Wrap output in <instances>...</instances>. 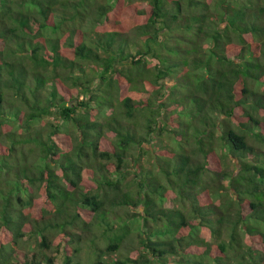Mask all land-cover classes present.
Here are the masks:
<instances>
[{"label":"trees","instance_id":"1","mask_svg":"<svg viewBox=\"0 0 264 264\" xmlns=\"http://www.w3.org/2000/svg\"><path fill=\"white\" fill-rule=\"evenodd\" d=\"M0 44V264H264V0H0Z\"/></svg>","mask_w":264,"mask_h":264},{"label":"rangeland","instance_id":"2","mask_svg":"<svg viewBox=\"0 0 264 264\" xmlns=\"http://www.w3.org/2000/svg\"><path fill=\"white\" fill-rule=\"evenodd\" d=\"M86 28H89V26H92V22L91 21H89V22H87L86 23ZM33 28V29H32ZM29 29L33 32H36L37 30H38V28H37V24H34V26H32V27H29ZM36 38L38 39L39 37L38 36H36ZM1 45V44H0ZM8 46H10L11 48L12 47H15V42L13 41V40H10L9 42H8ZM9 51H11V49L9 50ZM212 60H213V58H212ZM212 60H211V63H212ZM258 87L260 88V89H264V82H261V83H259L258 84ZM78 98H80V96L78 97ZM70 100H74V99H72V98H70ZM47 120H53L54 122H58L59 121V127H61L63 130H67L68 129V124L70 123L69 121H65V120H61V119H57L56 117H45L44 118V120H43V122L42 123H44V122H46ZM137 120L138 121H140L141 119L140 118H138L137 117ZM41 123V120L39 121V124ZM5 127H7L6 125H5ZM61 130V129H60ZM64 133V132H63ZM64 135H65V140L64 141H60V145L63 147V148H68L69 147V144H71V139H72V142H73V138H70V136H71V134H66V133H64ZM104 136H105V144L107 145V146H109V147H112V145H113V142H114V140H115V136H114V134L112 133V132H105L104 133ZM153 142H154V140H153ZM210 161H207V164H208V167L209 168H215V169H219V168H221L222 166H223V161L221 160V158H220V155L217 153V152H215V153H213V154H211L210 156ZM150 160H157V159H150ZM9 162V164H11V165H13L14 166V168H18L19 167V164H17V163H14V162H11V161H8ZM110 166H112V165H110ZM155 166H157L156 164H155ZM232 167L233 166H229V168L232 170ZM136 170H138V168L136 167ZM91 172V171H90ZM155 172H156V170H155ZM157 172L159 173V174H162L163 175V172L161 171V169H159V170H157ZM165 173V172H164ZM132 176V173L130 172L129 174H127V177H131ZM144 177H146V175L144 176ZM81 189L82 190H85L86 188H88V189H92V188H94L96 185H95V183H94V181H93V179H91L90 178V174H89V172L86 174H84V177L81 179ZM223 182L225 183V184H227V182H228V180H227V178H223ZM41 192V191H40ZM167 194H169V192L167 193ZM118 211H122L123 209L121 208V206H118L117 208H116ZM127 213H128V215H130L132 212H135V211H138V212H140V208L138 209L137 207L135 208V207H132V206H129V207H127ZM44 212L45 213H47V211H45L44 210ZM95 222H97L96 220H94ZM128 221V224L130 225V227L132 228V231L130 230V232H129V235L131 236V237H133V239L134 240H136V234L134 233V231H135V229H136V227L141 223V220L139 219V217H134V218H132V219H128L127 220ZM93 225H95V226H99V225H97L96 223H93ZM103 226H105V225H103ZM100 230V229H99ZM92 240V237H90L89 238V241L88 242H90ZM99 245V246H98ZM102 245V242H101V240H100V238L99 237H96L95 238V240H94V242H93V245H92V247H89V245H87L86 243H85V245L83 244L82 245V248L80 249V252H79V254L81 255V256H84L85 255V253H84V251L86 250V249H88L87 250V252L89 253V256L87 257L88 258V264L91 262V259H93L94 257H96L97 256V253H98V249H99V247ZM104 246V245H103ZM86 252V253H87ZM117 257V253H116V251H112L111 252V257H109V260H110V262L109 263H105V264H113V260H114V258H116ZM187 257H191V254L190 253H188V255H187ZM188 264H201V263H199V262H194V263H188Z\"/></svg>","mask_w":264,"mask_h":264}]
</instances>
